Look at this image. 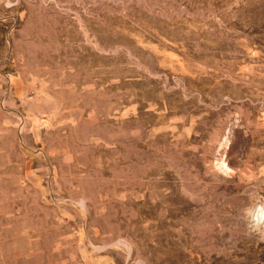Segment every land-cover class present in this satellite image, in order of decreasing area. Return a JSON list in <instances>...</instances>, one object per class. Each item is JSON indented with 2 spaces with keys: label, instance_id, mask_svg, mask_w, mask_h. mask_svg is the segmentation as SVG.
<instances>
[{
  "label": "rangeland",
  "instance_id": "obj_1",
  "mask_svg": "<svg viewBox=\"0 0 264 264\" xmlns=\"http://www.w3.org/2000/svg\"><path fill=\"white\" fill-rule=\"evenodd\" d=\"M0 264H264V0H0Z\"/></svg>",
  "mask_w": 264,
  "mask_h": 264
},
{
  "label": "bare ground",
  "instance_id": "obj_2",
  "mask_svg": "<svg viewBox=\"0 0 264 264\" xmlns=\"http://www.w3.org/2000/svg\"><path fill=\"white\" fill-rule=\"evenodd\" d=\"M223 165H224V163H223ZM228 169V168H227ZM261 213V212H260Z\"/></svg>",
  "mask_w": 264,
  "mask_h": 264
}]
</instances>
